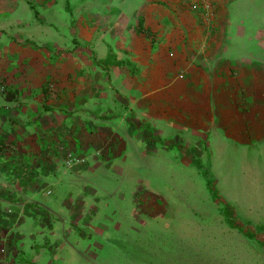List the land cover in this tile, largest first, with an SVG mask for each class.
I'll return each mask as SVG.
<instances>
[{
    "label": "crops",
    "instance_id": "0c3cea01",
    "mask_svg": "<svg viewBox=\"0 0 264 264\" xmlns=\"http://www.w3.org/2000/svg\"><path fill=\"white\" fill-rule=\"evenodd\" d=\"M209 1L210 21L197 0H82L48 49L25 35L26 1L0 0V264L85 257L106 232L90 173L155 140L260 137L264 67L234 31L235 0Z\"/></svg>",
    "mask_w": 264,
    "mask_h": 264
},
{
    "label": "rangeland",
    "instance_id": "374dc122",
    "mask_svg": "<svg viewBox=\"0 0 264 264\" xmlns=\"http://www.w3.org/2000/svg\"><path fill=\"white\" fill-rule=\"evenodd\" d=\"M25 1L26 37L48 49L62 35L69 39L50 23L69 20L64 7L82 0H56L49 10L52 0ZM234 7V31L264 67V0H235ZM262 128L259 138L243 141L228 139L219 126L190 146L175 136L155 140L153 152L90 173L86 190L99 201L106 232L92 231L85 257L70 252L66 262L264 264Z\"/></svg>",
    "mask_w": 264,
    "mask_h": 264
},
{
    "label": "built area",
    "instance_id": "2783aa9c",
    "mask_svg": "<svg viewBox=\"0 0 264 264\" xmlns=\"http://www.w3.org/2000/svg\"><path fill=\"white\" fill-rule=\"evenodd\" d=\"M195 4L196 8L198 7L203 10L207 21L212 20L214 16V9L212 3L209 0H197ZM65 164L68 168H73L74 166L85 165L86 161L82 158L74 156L71 153H68L65 159Z\"/></svg>",
    "mask_w": 264,
    "mask_h": 264
}]
</instances>
